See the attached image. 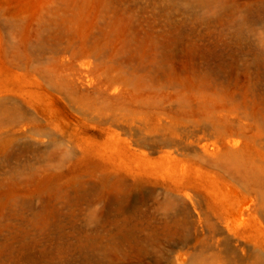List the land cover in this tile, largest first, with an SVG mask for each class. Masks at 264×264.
<instances>
[{
  "label": "rangeland",
  "instance_id": "374dc122",
  "mask_svg": "<svg viewBox=\"0 0 264 264\" xmlns=\"http://www.w3.org/2000/svg\"><path fill=\"white\" fill-rule=\"evenodd\" d=\"M199 251L264 264V0H0V264Z\"/></svg>",
  "mask_w": 264,
  "mask_h": 264
},
{
  "label": "bare ground",
  "instance_id": "6f19581e",
  "mask_svg": "<svg viewBox=\"0 0 264 264\" xmlns=\"http://www.w3.org/2000/svg\"><path fill=\"white\" fill-rule=\"evenodd\" d=\"M227 158L229 160L235 161L236 164L244 162L243 157L240 154L238 155V153L229 154V155H227ZM206 254H204L201 251L199 254H197V255L195 254V256L193 255V257H194V258L192 257L193 264H222L221 255L219 253H214V254H210V255H208V254L206 255ZM185 263L186 262H184V264Z\"/></svg>",
  "mask_w": 264,
  "mask_h": 264
}]
</instances>
